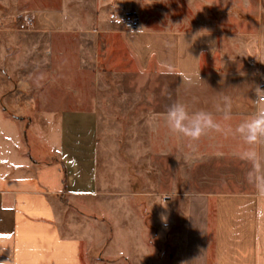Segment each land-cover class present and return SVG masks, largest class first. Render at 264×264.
I'll use <instances>...</instances> for the list:
<instances>
[{
  "label": "crops",
  "instance_id": "0c3cea01",
  "mask_svg": "<svg viewBox=\"0 0 264 264\" xmlns=\"http://www.w3.org/2000/svg\"><path fill=\"white\" fill-rule=\"evenodd\" d=\"M69 1L32 20L35 27H48V34L21 35L13 20L0 16V264H150L147 247L117 230L105 246L96 247L108 254V263L88 257L80 239L63 234L59 224V213L69 209L79 219L72 228L82 234H95L99 224L95 216L85 217L99 197L96 113L69 109L65 99L51 96L48 90L67 89L68 83L48 81V67L32 62L37 56L47 60L48 43L83 30L85 0H71L72 6ZM173 1L188 12L155 24L193 28L150 30L145 19L134 31H117L119 14L114 21L101 8L93 25L118 32L140 71L154 68L158 76L171 78V104L182 102L190 113L209 111L223 129L200 137L207 143L203 162H212L213 176H196L194 182L216 188L186 195L182 264H264V190L258 187L264 181V138L250 146L226 131L264 110L256 94L264 86V0H253L258 12L252 30L236 35L197 28L211 22L197 17V4L209 10L212 0ZM135 2L125 11L139 14ZM23 53L31 62L24 66ZM225 60L231 68L219 70ZM226 103L228 120L217 111ZM249 149L255 159L241 157ZM138 250L140 258L134 259Z\"/></svg>",
  "mask_w": 264,
  "mask_h": 264
},
{
  "label": "rangeland",
  "instance_id": "374dc122",
  "mask_svg": "<svg viewBox=\"0 0 264 264\" xmlns=\"http://www.w3.org/2000/svg\"><path fill=\"white\" fill-rule=\"evenodd\" d=\"M4 1L7 4L0 2V16L13 20L21 35L33 31L48 34V27H35L32 20L44 13L48 15V9H57L61 4V0H20L15 4L13 0ZM132 1H136L139 14L125 11L131 0H85L81 13L86 22L83 30L69 31L64 39L48 43L46 61L38 56L32 58L34 65L48 67V81L68 83L67 89L48 90L51 96L65 99L69 109L92 111L97 118L95 162L99 197L85 215L95 216L99 222L94 227L96 233L82 234L72 228L73 221L79 219L71 214V209L59 213V224L63 234L80 239L88 257L105 263L109 262L108 254L96 247L105 246L117 230L137 246L147 247L150 264H182L186 195L216 188L210 182H194L196 176H213L209 165L212 162H203L206 140L189 142L168 130L162 114L172 102L171 78L158 76L154 68L140 71L121 35L102 31L92 20L101 8L102 14H113L114 21L116 14L122 16L120 13H130L141 22L149 19L144 28L150 30L193 27L155 24L156 19L188 12L179 10L173 0ZM212 2L209 10L197 4V17L211 20L197 28L222 30L230 35L252 30L251 20L258 12L253 8V0ZM68 3L72 6L75 1ZM26 19H30L31 26L20 29ZM117 23L115 30H124L121 20ZM21 43L25 44L23 38ZM60 51L63 54L57 53ZM228 54L233 56L235 51ZM21 56L22 66L31 63L28 53ZM228 63L225 60L218 69L229 70ZM135 253L134 259H139V250L138 255ZM131 261L140 264L139 260Z\"/></svg>",
  "mask_w": 264,
  "mask_h": 264
},
{
  "label": "clouds",
  "instance_id": "9594fccd",
  "mask_svg": "<svg viewBox=\"0 0 264 264\" xmlns=\"http://www.w3.org/2000/svg\"><path fill=\"white\" fill-rule=\"evenodd\" d=\"M217 111L223 113V119H230V104L223 108L217 106ZM165 124L168 130L184 138L189 142L197 141L209 130H223L213 114L206 110H197L190 113L187 106L182 102H174L168 106L165 112ZM230 134L238 135L246 145H254L264 138V110L258 111L251 118L240 122L233 130L230 126L226 129ZM242 158L255 159L256 153L251 149L240 153ZM258 187L264 190V181ZM166 220V217H161Z\"/></svg>",
  "mask_w": 264,
  "mask_h": 264
},
{
  "label": "built area",
  "instance_id": "2783aa9c",
  "mask_svg": "<svg viewBox=\"0 0 264 264\" xmlns=\"http://www.w3.org/2000/svg\"><path fill=\"white\" fill-rule=\"evenodd\" d=\"M115 16L111 15L110 19H114ZM121 23L124 31L131 32L138 28L139 19L130 13H124L121 16ZM31 26L30 19H26L24 24L20 25V29H25ZM257 100L260 103L264 102V86L260 87L257 92Z\"/></svg>",
  "mask_w": 264,
  "mask_h": 264
}]
</instances>
